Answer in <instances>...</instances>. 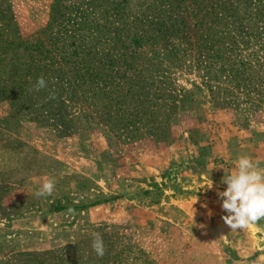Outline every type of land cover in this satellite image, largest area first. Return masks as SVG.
I'll list each match as a JSON object with an SVG mask.
<instances>
[{"label": "rangeland", "instance_id": "374dc122", "mask_svg": "<svg viewBox=\"0 0 264 264\" xmlns=\"http://www.w3.org/2000/svg\"><path fill=\"white\" fill-rule=\"evenodd\" d=\"M86 1L64 2L61 32L67 43L76 44L92 31L93 44L110 49L125 46L136 32H153L181 17L193 26V14L212 0H107L109 6L94 0L95 12L93 6L90 12L74 9L75 3L85 8ZM53 2L0 0V33L10 23L5 37H35L46 27ZM254 6V0H239L236 12L248 14ZM156 63L167 70L172 95H190L182 105L165 101L168 117H162L156 139L143 134L129 143L110 141L100 127H72L70 115L83 109L76 99L67 100L64 108L53 99L48 107L55 119L66 112L55 122L31 117L45 114L39 95L15 106L0 99V259L20 254L98 257L91 245L93 233H100L105 253L141 256L151 264H264V249L248 255L237 249L264 244V227L250 224L231 232L217 196L226 187L220 183L225 173L211 171H230L241 155L264 167V105L240 111L215 106L187 64ZM12 71H2L0 80L11 79ZM170 107L175 110L169 113ZM44 176L55 179V191L36 198L39 185L33 178ZM211 180L213 187L207 189Z\"/></svg>", "mask_w": 264, "mask_h": 264}, {"label": "trees", "instance_id": "16d2710c", "mask_svg": "<svg viewBox=\"0 0 264 264\" xmlns=\"http://www.w3.org/2000/svg\"><path fill=\"white\" fill-rule=\"evenodd\" d=\"M65 1L54 0L46 27L35 37L21 40L14 33L5 37L10 23L0 33V73L13 69L11 79L0 80V99L9 100L15 106L32 102L35 95L41 96L40 109L45 114L31 113L32 118L42 116L55 122L66 115L62 111L55 119L49 111L48 105L53 99L48 97L54 92L63 108L71 98L83 108L70 115L72 127H100L110 141L129 143L143 134L160 138L158 128L162 117H168L164 112L169 104L165 101L182 105L190 97L189 94L172 95L173 82L167 80V70L161 63H156L163 59L174 68L187 64L190 70L196 71L215 106L231 107L234 111L245 110L244 106L263 107L264 0H254L255 11L248 14L236 12L239 0H212L193 14V26L181 17L153 32H136L125 46L110 49L102 44L94 45L92 31L87 36L80 35L76 44L67 43L60 29L61 9L67 7ZM106 1V6L112 4ZM82 4L86 7L80 8L76 3L73 7L82 12H90L89 6H93L92 12L98 8L94 0ZM257 7L263 9L259 11ZM118 8L117 3L113 8L115 15L119 14ZM87 21L85 15L84 22ZM49 36H52L50 43ZM14 57L18 61L10 64ZM40 76L47 81V87L36 91L34 85ZM174 110L170 107L169 113ZM254 224L264 227V219ZM0 264L151 263L141 256L127 259L122 253H105L102 258L89 256L85 260L81 256L72 258L70 254L65 258L20 254L0 259Z\"/></svg>", "mask_w": 264, "mask_h": 264}, {"label": "clouds", "instance_id": "9594fccd", "mask_svg": "<svg viewBox=\"0 0 264 264\" xmlns=\"http://www.w3.org/2000/svg\"><path fill=\"white\" fill-rule=\"evenodd\" d=\"M46 87L47 81L40 76L34 85L35 90L40 91ZM55 98L54 92L49 94L48 99ZM216 168L223 169L225 173L220 183L226 187L223 191H217V196L221 201V209L226 213L221 218L231 232L247 230L250 224L264 219V167L260 166V162L254 161L250 156L241 155L234 161V167L230 171L223 167H213L211 171ZM33 183L39 185L33 193L36 198L51 196L56 188V181L50 176L34 177ZM212 187L211 180L207 189ZM192 211L195 215L196 209L193 206ZM212 214L209 210L208 216L211 217ZM91 247L98 257L105 255L106 248L100 233H93Z\"/></svg>", "mask_w": 264, "mask_h": 264}, {"label": "crops", "instance_id": "0c3cea01", "mask_svg": "<svg viewBox=\"0 0 264 264\" xmlns=\"http://www.w3.org/2000/svg\"><path fill=\"white\" fill-rule=\"evenodd\" d=\"M244 247H245V245L237 246L238 252H242V253H239V254L248 255V254H250V250H252L251 252H253V251L256 252L258 249H261V248L264 249V244H259V245H257V247H255L253 249H249V251H245ZM262 257H264V251L260 255V258H262Z\"/></svg>", "mask_w": 264, "mask_h": 264}]
</instances>
